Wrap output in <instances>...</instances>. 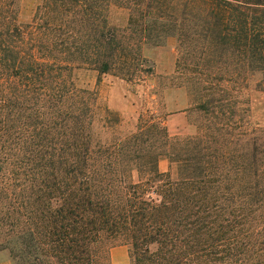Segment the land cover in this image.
Instances as JSON below:
<instances>
[{
  "label": "trees",
  "instance_id": "trees-1",
  "mask_svg": "<svg viewBox=\"0 0 264 264\" xmlns=\"http://www.w3.org/2000/svg\"><path fill=\"white\" fill-rule=\"evenodd\" d=\"M21 2L0 0V253L112 264L127 244L131 264H264V128L244 99L264 93V0H39L29 22ZM170 39V85L209 132L130 122L78 83L79 70L142 80L144 50Z\"/></svg>",
  "mask_w": 264,
  "mask_h": 264
},
{
  "label": "rangeland",
  "instance_id": "rangeland-1",
  "mask_svg": "<svg viewBox=\"0 0 264 264\" xmlns=\"http://www.w3.org/2000/svg\"><path fill=\"white\" fill-rule=\"evenodd\" d=\"M38 3L39 0H22V21L32 20ZM123 15L121 11L115 12L117 18ZM144 54L153 66V73L145 75L142 80L130 82L113 74L79 70L78 83L95 90L102 105L118 112L130 122L136 123L140 114H155L156 118L164 120L172 136L181 135L192 138L202 130L208 131V127L213 129L211 124H206L207 122L198 112L188 111L192 107L189 104L188 90L182 86L170 85L171 78L182 76V72L176 70L175 40L170 39L165 46L147 48ZM160 80L163 82V87L160 86ZM244 99L249 101L252 110V124L264 128V93L250 87ZM218 141L223 150L228 147L231 149L230 154H238L240 146L235 144V140L230 142V138H219ZM218 146L211 152L219 151ZM159 169L162 172L172 169V163L167 156H161ZM111 261L112 264H131L129 245L118 244L112 247ZM0 264H13L6 252L0 253Z\"/></svg>",
  "mask_w": 264,
  "mask_h": 264
}]
</instances>
